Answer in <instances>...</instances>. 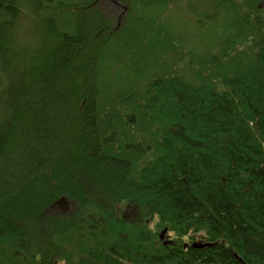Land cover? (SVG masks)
Returning <instances> with one entry per match:
<instances>
[{"label":"trees","instance_id":"16d2710c","mask_svg":"<svg viewBox=\"0 0 264 264\" xmlns=\"http://www.w3.org/2000/svg\"><path fill=\"white\" fill-rule=\"evenodd\" d=\"M102 1L0 0V264H264V0Z\"/></svg>","mask_w":264,"mask_h":264},{"label":"rangeland","instance_id":"374dc122","mask_svg":"<svg viewBox=\"0 0 264 264\" xmlns=\"http://www.w3.org/2000/svg\"><path fill=\"white\" fill-rule=\"evenodd\" d=\"M102 7L106 10V11H108L109 13H113V12H115V14L118 16H123L124 15V13H125V9H124V7L122 6L123 4L120 2V1H118V0H115V1H108V0H103L102 1ZM181 19V15H179V16H177L176 17V19H172V20H174V21H176V23H177V25L179 26V27H182V25H183V21L182 20H180ZM24 22H22V24H23ZM178 28V27H177ZM189 29H191V28H189ZM177 32H176V34H178L179 33V28L176 30ZM65 202H62L61 204H59V206H57V207H55L54 208V213H58V214H65L66 212H67V210L65 209V204H64ZM75 208H73L72 210H74ZM72 212V211H71ZM130 210L129 211H127L126 212V215L125 216H128V214H130ZM67 214V213H66ZM156 222H157V218H155V222H154V224H153V227L155 226V224H156ZM163 237H165V234L163 235Z\"/></svg>","mask_w":264,"mask_h":264},{"label":"bare ground","instance_id":"6f19581e","mask_svg":"<svg viewBox=\"0 0 264 264\" xmlns=\"http://www.w3.org/2000/svg\"><path fill=\"white\" fill-rule=\"evenodd\" d=\"M167 231L166 230H163L160 232V237H162L164 234L166 235Z\"/></svg>","mask_w":264,"mask_h":264},{"label":"flooded vegetation","instance_id":"af4514ba","mask_svg":"<svg viewBox=\"0 0 264 264\" xmlns=\"http://www.w3.org/2000/svg\"><path fill=\"white\" fill-rule=\"evenodd\" d=\"M161 238L164 239L165 237L162 236Z\"/></svg>","mask_w":264,"mask_h":264}]
</instances>
